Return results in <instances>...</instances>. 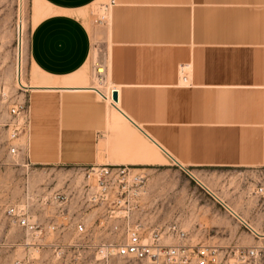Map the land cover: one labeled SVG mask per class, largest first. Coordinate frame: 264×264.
I'll use <instances>...</instances> for the list:
<instances>
[{"label":"crops","instance_id":"1","mask_svg":"<svg viewBox=\"0 0 264 264\" xmlns=\"http://www.w3.org/2000/svg\"><path fill=\"white\" fill-rule=\"evenodd\" d=\"M45 1L54 12L31 29L29 58L76 82L32 89L34 164L151 172L183 165L210 178L213 198L243 210L260 198L264 0H112L107 90L81 73L94 31L77 13L97 0ZM1 59L11 71L12 35ZM31 144L30 134L28 154Z\"/></svg>","mask_w":264,"mask_h":264},{"label":"rangeland","instance_id":"2","mask_svg":"<svg viewBox=\"0 0 264 264\" xmlns=\"http://www.w3.org/2000/svg\"><path fill=\"white\" fill-rule=\"evenodd\" d=\"M112 0H97L77 14L82 17L94 31V49L90 61L81 70L92 82H101L100 86L109 88L105 72V60L109 48L108 27ZM54 12L45 0H0V134L5 135L6 125L10 121V108L16 103L25 102L30 106L31 126L29 131L17 141L21 150L13 155L0 139V264H94L86 253L78 259L74 249L67 247L77 242L75 233L46 235L41 239H28L25 233L5 215L10 204L18 203L24 197L26 189L33 193L48 194L54 190L76 186L86 180L80 167H68L56 164H34L33 150V106L31 95L33 88H24L17 81L18 58V24L24 21L23 65L22 73L28 85L38 82L46 84H74V76L52 77L40 71L29 58L27 41L31 29L44 17ZM11 31V32H10ZM13 37V68L7 71L1 59L4 43ZM25 39V40H24ZM104 72L99 73L98 69ZM51 81V82H50ZM53 82V83H52ZM109 104V103H108ZM31 134V147L28 154L27 145ZM165 157L163 163H169ZM172 163V162H171ZM165 171H132L144 176L139 208L136 219L149 225H168L178 223L187 233L189 241L208 247H219L231 251L237 247H251L264 244V239L254 237L227 210H225L201 185L176 166H169ZM207 186L212 188L209 177H201ZM210 188V189H211ZM257 231L264 234V198L259 195L253 202L242 206L226 202ZM53 209L44 212L43 218L52 214ZM101 209L89 212L87 225L98 223ZM116 234L97 232L96 241L108 239ZM57 243L59 249L45 246ZM114 264H146L132 259H114Z\"/></svg>","mask_w":264,"mask_h":264},{"label":"built area","instance_id":"3","mask_svg":"<svg viewBox=\"0 0 264 264\" xmlns=\"http://www.w3.org/2000/svg\"><path fill=\"white\" fill-rule=\"evenodd\" d=\"M183 82L188 81L186 74ZM10 121L4 137L11 154L21 150L17 142L31 126L30 106L16 103L10 108ZM86 180L76 186H68L44 193H33L26 189L22 200L10 204L5 215L15 223L30 240L46 235L75 233L77 242L72 247L78 259L91 256L94 264H114V259H132L146 264H264V244L251 247H237L224 251L219 247L193 244L188 233L178 223L168 225H147L136 219L143 187L144 176L134 174L128 165H91L79 168ZM189 177L201 185L209 194L211 191L193 171L181 165ZM264 198V186L258 189ZM254 237L264 239L250 223L234 213L228 204L214 198ZM53 209L43 218V213ZM101 209L98 223L87 225L86 215L94 209ZM111 233L116 236L96 241L95 233ZM45 246L59 249L57 243ZM86 253L88 255L84 256Z\"/></svg>","mask_w":264,"mask_h":264},{"label":"bare ground","instance_id":"4","mask_svg":"<svg viewBox=\"0 0 264 264\" xmlns=\"http://www.w3.org/2000/svg\"><path fill=\"white\" fill-rule=\"evenodd\" d=\"M23 33L24 32V21L23 19L20 20L19 24H18V41H19V46H18V58H17V81L19 83L20 86L24 87V88H28V87H31L33 89H40L41 87H45V86H51V84H46V82H38L35 80L34 84L32 85H28L26 83V81L24 80V77H23V73H22V65H23ZM25 40V39H24ZM98 72H103V69H98ZM51 82V81H50ZM53 83V82H52ZM76 85V84H75ZM110 92L111 90L109 91V93H107V95L109 94V97L107 96V99H109L111 102L114 100L113 99V94L110 95ZM114 92V91H113ZM112 93V92H111ZM115 101V100H114ZM117 102V101H115ZM114 103V102H113ZM199 179V178H198ZM200 180V179H199ZM201 181V180H200ZM206 185V184H205ZM206 187H208L206 185ZM208 189L211 191V189L208 187ZM229 206V205H228ZM229 208L236 214H238L236 212V210L229 206ZM239 215V214H238ZM251 225V224H250ZM255 230L256 228L251 225ZM257 231V230H256ZM258 233H260L259 231H257ZM261 234V233H260ZM263 235V234H261Z\"/></svg>","mask_w":264,"mask_h":264},{"label":"water","instance_id":"5","mask_svg":"<svg viewBox=\"0 0 264 264\" xmlns=\"http://www.w3.org/2000/svg\"><path fill=\"white\" fill-rule=\"evenodd\" d=\"M113 99H114L115 101H118V93H117V91H114V92H113Z\"/></svg>","mask_w":264,"mask_h":264}]
</instances>
